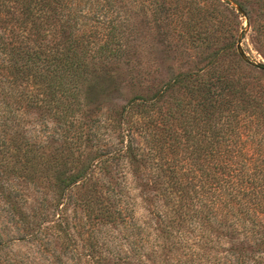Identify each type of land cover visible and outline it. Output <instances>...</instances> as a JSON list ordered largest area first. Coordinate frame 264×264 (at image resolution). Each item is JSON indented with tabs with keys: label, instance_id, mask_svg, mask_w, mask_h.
<instances>
[{
	"label": "trees",
	"instance_id": "1",
	"mask_svg": "<svg viewBox=\"0 0 264 264\" xmlns=\"http://www.w3.org/2000/svg\"><path fill=\"white\" fill-rule=\"evenodd\" d=\"M129 2L195 59L102 117L104 103L124 99L116 73L140 64ZM189 3L0 0V191L25 235L49 224L56 264H148L177 251L181 264H264L262 65L239 59L227 19L219 36L202 31L215 12L197 3L188 17ZM260 12L264 25V0ZM30 112L43 117L40 134ZM118 166L145 200L160 197L151 232L136 225ZM13 180L45 189L42 212L25 211ZM104 224L120 241L100 252Z\"/></svg>",
	"mask_w": 264,
	"mask_h": 264
},
{
	"label": "rangeland",
	"instance_id": "2",
	"mask_svg": "<svg viewBox=\"0 0 264 264\" xmlns=\"http://www.w3.org/2000/svg\"><path fill=\"white\" fill-rule=\"evenodd\" d=\"M186 1L191 3L190 0H183V2ZM190 3L189 5L194 6H188V17L189 15L194 18L196 17L194 11H197L195 6L197 3L204 8L201 10L202 14H204L203 12L206 11L207 8L211 7L215 12L213 18L208 19L206 17V19L202 21L203 23L200 25L202 31L205 29L207 31L211 30L215 32V35L219 36L221 33L220 22L223 21L224 23L225 19H227L228 25L232 27L233 33L236 34V40L241 36L240 47L247 59L262 65V73L264 75V25L260 12L262 0H195L191 4ZM240 4L244 5L246 14L243 10L242 13L236 11L235 6L239 8L238 5ZM128 6H130L131 11H135V14L138 15L136 19L134 16L132 24L133 27L137 28V32L140 33L138 42H134L137 43L136 51L139 54L138 60L140 64L139 66L134 65L132 67L123 65L118 73H116V79L121 84L124 99L114 100L109 104L104 103V114L102 117L105 116L106 113H110L112 109H119L126 101L125 99H130L134 94L143 92L148 93L149 89H152L153 85L157 84L161 79L165 80L169 74L183 71L189 67L188 59L190 63L195 59L192 56L195 49L189 47L187 48L188 50L185 51V47L181 45V49H179L177 41H173L172 43L169 42V46L161 42V35L158 32L159 29L155 28L152 22H150L147 11H145L144 14H138L139 10L135 7L134 2L132 4L129 2ZM181 27L185 28L186 26L184 27V24H182ZM219 43L220 42L216 45ZM171 44L175 45L173 46ZM42 118L43 117L36 112H30L26 116V121L30 125L28 126L32 133L45 130V127L41 124ZM46 120L47 119H44V121ZM47 122L48 127L51 128L52 124L50 120L48 119ZM134 140L135 142L138 141V136H136V134ZM117 172V176L120 177L118 182H120V179L124 176L127 180L129 179L127 181L128 189L125 191L126 202L134 208L133 219L136 221V225H139V227H147V230L151 232L152 228L156 226L157 209L164 212L160 197L153 196V192L150 191L146 195L150 197L151 200H145L144 192L135 188L133 183L131 184L130 175L127 173L128 171L126 168L118 166ZM12 183L13 187H15L16 199L20 201V203L25 204V211L30 214L33 213V210L38 211L39 208L36 201L38 197L41 198L42 192H45V189L41 186L38 188L31 185L25 186L20 182L16 184L14 180ZM40 212H42V210ZM14 213L11 204L4 201V197L0 191V237L2 240V244L0 245V264H56V259L52 256L51 249H55L56 254H58L61 248L59 242L50 235L52 230L48 228L49 224L41 225V228L35 231V234L40 240L37 237H29L21 231L22 226H20L19 223H14ZM49 219H51V216H49ZM100 231L101 233L99 236L105 241L100 252L106 250L109 244H111V248L115 247V239L120 241V228L111 227L110 225L105 226L104 224L100 228ZM140 236L142 239V232H140ZM17 237H19L20 240L17 239ZM109 238H111V242L108 243L107 241H109ZM142 241L140 244L138 243V247L136 248L140 249V251L142 250ZM144 245L145 244H143V246ZM122 249H125V245H123ZM67 255H71V253ZM178 257H180L179 251L169 255L163 262L154 260L152 262L148 261L147 263L181 264L183 260L186 259V257ZM60 258L62 262L68 264L74 263V260H67V258L63 259V257ZM129 261L118 260L117 264H129ZM110 264H112V262Z\"/></svg>",
	"mask_w": 264,
	"mask_h": 264
},
{
	"label": "water",
	"instance_id": "3",
	"mask_svg": "<svg viewBox=\"0 0 264 264\" xmlns=\"http://www.w3.org/2000/svg\"><path fill=\"white\" fill-rule=\"evenodd\" d=\"M235 9H236L237 12L242 13V10L239 9L238 7L235 6ZM240 40H241V36L238 37V40H236V43H235V51H236V54L239 57V59L242 60V61H245V62H249V63H251L253 65H259L258 63L249 61L247 59L246 55L244 54V52L242 51V49L240 47Z\"/></svg>",
	"mask_w": 264,
	"mask_h": 264
}]
</instances>
